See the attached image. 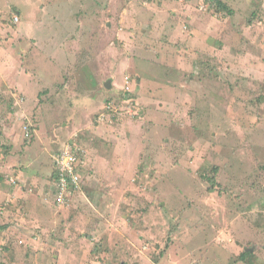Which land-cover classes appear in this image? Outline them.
Returning <instances> with one entry per match:
<instances>
[{
  "label": "rangeland",
  "instance_id": "374dc122",
  "mask_svg": "<svg viewBox=\"0 0 264 264\" xmlns=\"http://www.w3.org/2000/svg\"><path fill=\"white\" fill-rule=\"evenodd\" d=\"M220 1L0 0V264H264V0Z\"/></svg>",
  "mask_w": 264,
  "mask_h": 264
},
{
  "label": "built area",
  "instance_id": "2783aa9c",
  "mask_svg": "<svg viewBox=\"0 0 264 264\" xmlns=\"http://www.w3.org/2000/svg\"><path fill=\"white\" fill-rule=\"evenodd\" d=\"M130 77L126 79V84H130ZM128 88V87H127ZM81 159V150L74 146V143H69L66 149L55 157V165L58 169V189L57 202L63 205L67 202V194L79 189L80 178L77 175V168L83 165ZM16 184V181H14ZM70 190V191H68Z\"/></svg>",
  "mask_w": 264,
  "mask_h": 264
},
{
  "label": "trees",
  "instance_id": "16d2710c",
  "mask_svg": "<svg viewBox=\"0 0 264 264\" xmlns=\"http://www.w3.org/2000/svg\"><path fill=\"white\" fill-rule=\"evenodd\" d=\"M214 4H216L217 6H218V8L217 9H219L220 8V10L221 11H225V12H227L226 14L228 15V16H230V15H233V11H232V9H230L229 7H228V5L227 4H225V3H223L222 1H220V0H215V2H214ZM230 9V10H229ZM110 102H111V100H109ZM69 142V141H68ZM68 142H65L63 145H62V149L61 150H59L58 151V153H61V152H63L64 150H65V147L69 144ZM7 153H5L4 155H6ZM53 168H54V171H53V174H52V180L54 181V190H57L58 189V174H59V172H58V169H57V167L54 165L53 166ZM217 174H218V168L217 167H215L214 169H213V171H212V176L211 175H204L203 176V178L205 179V181H207L210 185H211V187L209 188L210 190L212 189H216V186H219L218 185V180H217ZM0 178H2V177H0ZM17 180H18V178H16ZM68 191H70V190H68ZM75 191H72V193H74ZM53 205L54 206H52V208L54 207V209H66L64 206L65 205H67V202L65 203V204H63V205H59L58 204V202H57V200L55 199V201L53 202ZM5 229V231L7 230V227H4V228H1L0 227V231H2V230H4ZM4 232V231H3ZM59 240H61L60 238H59ZM6 249V248H5ZM247 256H249V253H247V252H244L243 253V255H241V256H239L240 258H245V257H247Z\"/></svg>",
  "mask_w": 264,
  "mask_h": 264
},
{
  "label": "clouds",
  "instance_id": "9594fccd",
  "mask_svg": "<svg viewBox=\"0 0 264 264\" xmlns=\"http://www.w3.org/2000/svg\"><path fill=\"white\" fill-rule=\"evenodd\" d=\"M18 18V17H17ZM129 77V76H128ZM128 77H126V79L128 78ZM126 79H125V81H126ZM130 79H131V77H130ZM131 82V81H130ZM65 149H66V147H65ZM62 153V152H61ZM61 153H56V155H55V157L57 156V155H60ZM55 157H54V159H53V166L55 165ZM81 159H82V161H83V157H82V155H81ZM84 162V161H83ZM56 166V165H55ZM82 168H84V164L83 165H80L78 168H77V175L79 176V178H80V184L82 183V181H83V179H84V175H83V173H82V171H81V169ZM56 196H57V191L55 190L54 191V196H53V198H52V200H53V202L55 201V199L57 200V198H56Z\"/></svg>",
  "mask_w": 264,
  "mask_h": 264
},
{
  "label": "crops",
  "instance_id": "0c3cea01",
  "mask_svg": "<svg viewBox=\"0 0 264 264\" xmlns=\"http://www.w3.org/2000/svg\"><path fill=\"white\" fill-rule=\"evenodd\" d=\"M5 6H6V5H3L2 7L0 6V8H1V9H0V16H1L2 14H4V11H3L2 9L6 10V9H5ZM18 13H19V12H17V14H18ZM14 15L16 16V14H14ZM14 15H13V17H15ZM19 16H20V13L17 15V17L20 18ZM13 17L11 18L12 22H13ZM13 26H16V25H13ZM15 28H16V27H15ZM5 52H7V51H5ZM8 52H10V51L8 50ZM5 54H7V53H5ZM129 77H130V76H129ZM110 87L112 88L111 85H110ZM61 149H62V146L60 147L59 150H61ZM59 150H58V151H59ZM58 151H57V152H58ZM57 152H56V153H57ZM55 155H56V154H55ZM52 174H53V173H52ZM52 201H53V200H52ZM49 206H50V205H49ZM51 206H54V205L52 204ZM51 206H50V207H51ZM53 209H54V207H53ZM21 243H22V242H21Z\"/></svg>",
  "mask_w": 264,
  "mask_h": 264
}]
</instances>
